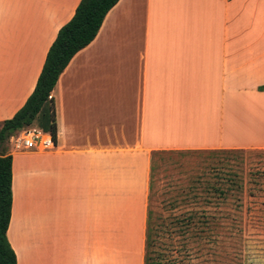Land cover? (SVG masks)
<instances>
[{"label":"crops","instance_id":"0c3cea01","mask_svg":"<svg viewBox=\"0 0 264 264\" xmlns=\"http://www.w3.org/2000/svg\"><path fill=\"white\" fill-rule=\"evenodd\" d=\"M79 0H0V122ZM54 147L9 149L15 264H142L149 158L264 148V0H117L51 91Z\"/></svg>","mask_w":264,"mask_h":264},{"label":"trees","instance_id":"16d2710c","mask_svg":"<svg viewBox=\"0 0 264 264\" xmlns=\"http://www.w3.org/2000/svg\"><path fill=\"white\" fill-rule=\"evenodd\" d=\"M116 1H78L71 17L56 30L48 45L31 92L11 117L0 122V264H15L14 254L5 238L10 207V155L3 144L11 134L32 124L54 139L50 91L68 60L92 40L105 13ZM237 150L240 149L222 151ZM168 151L165 152L170 153ZM165 152L153 151L149 158L142 264H210L221 232L219 229L224 221L230 224L242 212V194L252 195L251 190H262L258 181L261 174L256 171L246 173L254 176L248 181L252 187L246 186L247 181H243L242 171L238 168L228 169L225 181L214 168L210 176L203 172L189 176L186 184L178 182L165 190L158 213L148 203L153 170L151 158ZM245 209L254 212L257 208L246 205ZM228 228L240 231L233 229L231 224Z\"/></svg>","mask_w":264,"mask_h":264},{"label":"rangeland","instance_id":"374dc122","mask_svg":"<svg viewBox=\"0 0 264 264\" xmlns=\"http://www.w3.org/2000/svg\"><path fill=\"white\" fill-rule=\"evenodd\" d=\"M31 127L37 128L35 124ZM7 151L10 145L4 142ZM168 151V150H163ZM170 153L154 155L151 158L153 170L151 174V190L149 195V207L160 213V205L165 199V190L172 184L187 183L189 176L200 174L210 176L217 170L219 177L225 181L228 169H240L246 186L254 176L246 173L261 174L259 178L262 190L250 191L252 195L242 194V212L238 217L230 221L233 229H229L228 221H224L219 229L215 255L210 264H264V148H247L235 152L215 150H169ZM216 172V171H215ZM252 189V188H251ZM246 205H255L254 212H248ZM164 213V212H163Z\"/></svg>","mask_w":264,"mask_h":264},{"label":"built area","instance_id":"2783aa9c","mask_svg":"<svg viewBox=\"0 0 264 264\" xmlns=\"http://www.w3.org/2000/svg\"><path fill=\"white\" fill-rule=\"evenodd\" d=\"M10 149L45 151L54 147L51 137L38 128H22L7 139Z\"/></svg>","mask_w":264,"mask_h":264}]
</instances>
